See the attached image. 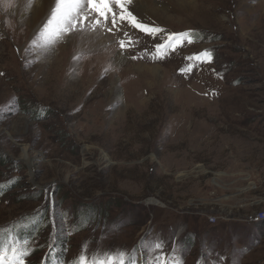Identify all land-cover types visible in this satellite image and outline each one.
Here are the masks:
<instances>
[{
  "label": "rangeland",
  "instance_id": "obj_1",
  "mask_svg": "<svg viewBox=\"0 0 264 264\" xmlns=\"http://www.w3.org/2000/svg\"><path fill=\"white\" fill-rule=\"evenodd\" d=\"M146 2L167 6L162 19L138 17L164 29L155 37L125 24L45 48L42 28L0 0V153L18 166L0 164V184L22 179L0 195V228L37 247L48 240L50 255L45 236L66 230L50 264L84 249L127 251L136 264H264V223L249 218L264 210V0ZM124 32L132 44L121 49ZM183 32L194 42L152 58ZM94 33L105 37L95 46ZM205 49L211 63L185 59ZM35 192L39 202L23 197ZM49 198L53 228L29 239L19 220ZM76 206L99 208L87 228L75 227Z\"/></svg>",
  "mask_w": 264,
  "mask_h": 264
},
{
  "label": "snow or ice",
  "instance_id": "obj_2",
  "mask_svg": "<svg viewBox=\"0 0 264 264\" xmlns=\"http://www.w3.org/2000/svg\"><path fill=\"white\" fill-rule=\"evenodd\" d=\"M133 5L134 0H54V7L51 8L50 16L39 33V40L43 47L48 48L57 41H64L66 37L80 34L85 30L96 31L98 28H103L114 34V30L121 31L125 24L152 37L164 32L162 28L141 22ZM28 6L31 7V0H28ZM109 22L111 26H108ZM124 36L128 37V41L123 39L119 41L121 49L132 44L127 32H124ZM185 42L188 44L194 42L190 32L169 33L164 43L155 46L152 58L164 59ZM185 59L198 63H211L212 55L210 50L205 49ZM195 66L189 63L181 69V72H191ZM153 247L159 250L163 248V244L156 242ZM30 254L29 240H20L11 229L0 228V264H26V258ZM153 259L156 264H169L163 257ZM72 264H136V261L127 251L92 253L89 257L84 249ZM172 264H182V261L174 258Z\"/></svg>",
  "mask_w": 264,
  "mask_h": 264
},
{
  "label": "trees",
  "instance_id": "obj_3",
  "mask_svg": "<svg viewBox=\"0 0 264 264\" xmlns=\"http://www.w3.org/2000/svg\"><path fill=\"white\" fill-rule=\"evenodd\" d=\"M44 111V110H43ZM48 112H50L49 109H47ZM42 113V112H41ZM52 114V113H50ZM50 114L48 116H50ZM8 165V167L11 168L12 171L14 170H18V166L15 164V162H10V160L8 159V157L4 154L0 153V164H6ZM6 165V166H7ZM19 176V175H18ZM16 176L14 178H8L6 179L5 182L0 184V195H2L3 193H7L10 189L15 188V186L20 184V180L21 177ZM26 194L28 196H26ZM23 194V197L27 198V201H35V202H39L42 198L41 193H26ZM50 197V196H49ZM54 200L52 199H46V204L45 206H47V208H44L41 206V209H33V212H28L25 213L22 218L19 220L21 221V223L24 225L25 230L23 229L24 232H26V235L28 236L29 239H32L31 236L34 234V231L39 230L40 233H44V228L43 226L45 225H50L53 228V220L50 218V216L48 217V213L50 215V211H51V206L53 205ZM80 206V205H78ZM78 210L76 212V214H74V219H76L77 221L74 223L75 227H79V229H84L87 228L90 223H92L94 220H96V217L98 216V207H86V209H84L83 207H78ZM50 210V211H49ZM54 213L57 214L56 209H54ZM47 212V213H45ZM101 214V213H100ZM56 224H64V218L60 215L57 214L56 215ZM17 222V221H16ZM10 225L2 227V228H9ZM43 230V231H42ZM66 232V230L64 229H60L57 230V234L56 237H54L55 235H44V234H40L38 236H40L41 238H43V236H45V238L50 239V241H53V245L50 247L48 245V247H50V250L52 249V254L50 255L49 252L44 249L45 245L48 244V240L46 241L45 239V243H39L38 247L37 245H31V254L26 258V264H50V257H55V256H59V259H61V255H62V251L64 250L66 244L69 242V239H67L66 236L60 237L61 234H64ZM36 236V237H38ZM35 237V239H36ZM40 239V238H39ZM34 241V239H33ZM49 241V242H50ZM61 244V245H60ZM59 247V249L57 248ZM46 250V251H45ZM45 251V252H44Z\"/></svg>",
  "mask_w": 264,
  "mask_h": 264
},
{
  "label": "bare ground",
  "instance_id": "obj_4",
  "mask_svg": "<svg viewBox=\"0 0 264 264\" xmlns=\"http://www.w3.org/2000/svg\"><path fill=\"white\" fill-rule=\"evenodd\" d=\"M146 1L147 0H134L133 6L135 8V13L138 14V17H160L163 11L167 10V6L164 5V3H162L161 6L157 7L152 5L151 3H147ZM52 7H54V0H31V7L28 6V0H14V14L18 18H20L22 22L32 26L34 29L36 28L37 30L38 28H43V25L47 22ZM99 35V33L90 35V43L93 42L94 46L96 44H99L100 42L102 43V40H104L105 38L103 37L104 35ZM80 42H82L81 39L77 38L72 42V44L76 43L77 45H79Z\"/></svg>",
  "mask_w": 264,
  "mask_h": 264
},
{
  "label": "built area",
  "instance_id": "obj_5",
  "mask_svg": "<svg viewBox=\"0 0 264 264\" xmlns=\"http://www.w3.org/2000/svg\"><path fill=\"white\" fill-rule=\"evenodd\" d=\"M207 214H208V219L211 223H215L219 219V217L217 216L215 212H213V210L207 211ZM249 218L251 221L264 222V210L259 211L258 213L254 215H251V217Z\"/></svg>",
  "mask_w": 264,
  "mask_h": 264
}]
</instances>
